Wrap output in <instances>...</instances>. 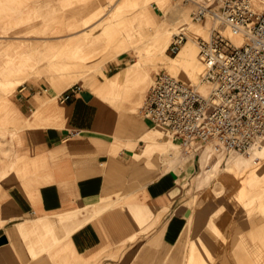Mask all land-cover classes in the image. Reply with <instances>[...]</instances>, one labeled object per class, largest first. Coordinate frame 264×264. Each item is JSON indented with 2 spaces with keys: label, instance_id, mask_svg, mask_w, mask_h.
Listing matches in <instances>:
<instances>
[{
  "label": "crops",
  "instance_id": "0c3cea01",
  "mask_svg": "<svg viewBox=\"0 0 264 264\" xmlns=\"http://www.w3.org/2000/svg\"><path fill=\"white\" fill-rule=\"evenodd\" d=\"M66 1L0 0V34L16 27L28 42L36 39L28 36L36 28L46 56L64 45L80 48L82 37L76 32L44 34L48 27H87L100 21L84 23L85 13L66 19ZM77 1L79 10L88 12L101 0ZM162 4L174 21L181 17L180 2ZM187 23L188 39L172 56L173 70L176 61L195 58L188 71L199 61L190 34L196 39L204 37L201 32L209 34L204 25ZM164 30L156 27L155 33ZM104 71L106 76L93 81L73 78L66 88L53 76L47 77V88L36 80L19 85V131L10 139L8 154L0 152V264H215L210 262V238L223 255L217 264H264V216L258 211L264 199L248 200L243 230L234 215L233 251L226 257L231 239L220 231L226 223L229 228L230 213L200 209L192 199L190 180L197 174L196 182H203L213 167L208 149L199 145L206 143L197 139L184 146L141 114L157 73L151 74L141 55L136 60L118 55ZM22 72L30 70L25 66ZM57 89H63L61 98ZM70 90L72 96L62 100ZM251 161L264 172L263 160ZM227 163L219 175L222 184L235 187L242 178L257 175L243 158L233 168ZM214 217L222 219V227L210 223Z\"/></svg>",
  "mask_w": 264,
  "mask_h": 264
},
{
  "label": "rangeland",
  "instance_id": "374dc122",
  "mask_svg": "<svg viewBox=\"0 0 264 264\" xmlns=\"http://www.w3.org/2000/svg\"><path fill=\"white\" fill-rule=\"evenodd\" d=\"M173 1L180 2V5L184 7L181 17L175 19V21L171 11L167 6L162 4L163 0H143V5L139 4L138 6L136 0H128L127 2L125 0H101L97 4L96 9H90L88 12H81L79 10L81 6L80 1H66V19H77L79 14L85 13L84 23H90L98 18L100 21L94 26L87 27L79 25L48 27L49 32L44 33L46 36L58 34L67 36L72 32H76L82 37L80 48L73 49L70 46L64 45L59 51L51 53V56H46L47 52L41 51V41L37 40V37L42 34L41 32H36V28H34L32 34H28V36H33L32 39H36L25 42L23 38L25 33H19L16 27H5L8 32L0 34V152L8 154L10 139L19 131L15 129V124L20 119V109L16 94L19 85L26 80H36L38 83H43L45 88L50 86L48 76L55 77L64 88L73 85L70 83V80L80 76H85L93 81L100 75L106 76L104 70L108 61L114 60L118 55L122 54H129L133 60L139 59V55H141L148 62V65L151 66L152 75L158 71H168L185 80V76L189 72V62L194 61L195 58H190V61H176L173 64L175 66L174 70L182 76L174 72L170 66V62L173 60L171 56H176L180 51L175 53L170 49L174 35L180 31L182 26H185L186 31H188L189 24L187 22L192 21L193 25H204L206 27L209 34L202 36L207 38L210 35L213 19L209 17L202 23L195 22L191 14L195 4L187 0ZM156 27L166 29L164 39L157 47V51H155L156 46L154 43ZM169 30L173 31L170 32ZM225 33L230 34V31L225 30ZM199 37L194 44L196 56L199 58L198 62L200 63V67L196 71L198 79H200L203 70V64L199 57ZM166 40L169 42L165 53L168 59H164L165 56L160 51ZM43 47L47 49L46 44ZM101 54H111L112 56H99ZM25 66L30 70L27 74L22 72ZM152 81L153 77L151 78ZM185 81L188 82L187 80ZM77 84L81 85V83ZM62 92L63 89H57L55 90V95L61 98ZM157 127L171 138V134L166 127L162 125H157ZM199 145L204 149H208L209 161L213 167L203 182H196L195 178L197 174L190 180V185H192L193 189L192 199L194 204L200 207V209L210 211L224 209L226 214L230 213L229 228L226 223V228L220 231L221 233L224 232L226 240L231 239L230 250H225V256L227 257V254L233 251L231 248L233 246L232 227L234 215L238 229L241 227L243 230L244 221L247 219L246 217L250 211L248 200L264 199V190H261L262 186L264 187V172L256 169L259 164H254L251 161L252 158L256 157L259 161L263 162L264 148L258 154H254L256 147H254L252 154L237 151L219 153L210 143ZM176 146L178 151L181 152L182 147L180 145ZM229 157L234 160L238 158L245 159L252 164L249 166L250 169H256L257 175H252L247 179L241 177L242 184H238L235 187L229 184H222L219 180V175L221 172H224ZM231 195H234L235 198ZM258 211L264 216V202L260 208L258 207ZM220 220L222 221V219L214 217L213 220H210V223L212 222L213 226L218 225L222 227V223H219ZM226 220H229V218ZM211 235L216 237L214 233ZM209 245L211 247L209 254L210 262L214 261L217 264V256L222 258L223 255L212 247L216 246V241H211L210 238Z\"/></svg>",
  "mask_w": 264,
  "mask_h": 264
},
{
  "label": "built area",
  "instance_id": "2783aa9c",
  "mask_svg": "<svg viewBox=\"0 0 264 264\" xmlns=\"http://www.w3.org/2000/svg\"><path fill=\"white\" fill-rule=\"evenodd\" d=\"M187 1L195 3L194 21L213 19L209 37L198 42L200 83L157 72L140 112L184 146L199 139L218 152L252 154L264 140V0ZM187 39L180 29L171 51ZM71 96L66 91L62 100Z\"/></svg>",
  "mask_w": 264,
  "mask_h": 264
},
{
  "label": "bare ground",
  "instance_id": "6f19581e",
  "mask_svg": "<svg viewBox=\"0 0 264 264\" xmlns=\"http://www.w3.org/2000/svg\"><path fill=\"white\" fill-rule=\"evenodd\" d=\"M187 24H189V23H187ZM190 25V24H189ZM182 28H186L185 26H182L180 29H182ZM166 30V29H165ZM165 30L163 31V33L162 34H157V33H155V35H154V43H155V46H156V48L159 46V44H160V42H162V40L164 39V34H165ZM226 30H229L228 28H226ZM170 31V30H169ZM171 31H173V30H171ZM170 31V32H171ZM199 33V32H198ZM201 34L202 35H206L204 32H201ZM190 40H195V41H197V39L193 36V34H190ZM168 44H169V42H168V40H166L165 41V43H164V45H163V47L161 48V53L162 54H164L163 56H165V53H166V49H167V46H168ZM167 56H165V58L164 59H168V58H166ZM172 57V56H171ZM172 59L173 60H171V62H175V58H173L172 57ZM199 67H200V63L198 62L196 65L195 64H193V66H191V68H190V71H189V73H188V76L187 77H185L186 79L185 80H187L188 82H191V83H194V84H199L200 83V80H201V77H200V79H198V77H197V74H196V71H198V69H199ZM172 68V67H171ZM174 72H176V70H174ZM176 74H177V72H176ZM158 134V133H157ZM264 148V141L259 145V146H257L255 149H254V153H258V152H260V150L261 149H263ZM255 158V160H258L256 157H254ZM236 161V159L234 160L233 158H231V157H229L228 158V167L229 168H233V167H235L234 166V162ZM264 161V160H263Z\"/></svg>",
  "mask_w": 264,
  "mask_h": 264
},
{
  "label": "water",
  "instance_id": "95a60500",
  "mask_svg": "<svg viewBox=\"0 0 264 264\" xmlns=\"http://www.w3.org/2000/svg\"><path fill=\"white\" fill-rule=\"evenodd\" d=\"M83 94H84V95H88V92L85 91V92H83ZM3 241H4V238H1V239H0V243L3 242Z\"/></svg>",
  "mask_w": 264,
  "mask_h": 264
}]
</instances>
